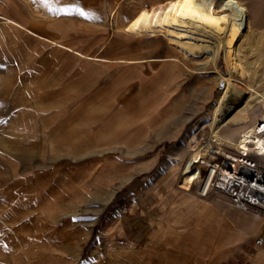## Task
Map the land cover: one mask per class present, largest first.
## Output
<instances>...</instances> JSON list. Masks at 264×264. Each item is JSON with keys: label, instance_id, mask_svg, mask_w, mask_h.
Segmentation results:
<instances>
[{"label": "rangeland", "instance_id": "obj_1", "mask_svg": "<svg viewBox=\"0 0 264 264\" xmlns=\"http://www.w3.org/2000/svg\"><path fill=\"white\" fill-rule=\"evenodd\" d=\"M163 1L0 0V130L19 136L0 133V264H264V216L182 181L193 170L183 140L225 83L206 55L134 34L140 14ZM240 1L264 18V0ZM4 16L31 35L11 33ZM38 35L85 55L147 61L77 58ZM218 64L226 73L224 52ZM3 139L28 141V152ZM222 161L206 153L199 172ZM101 166L118 178L82 202L74 179Z\"/></svg>", "mask_w": 264, "mask_h": 264}, {"label": "bare ground", "instance_id": "obj_2", "mask_svg": "<svg viewBox=\"0 0 264 264\" xmlns=\"http://www.w3.org/2000/svg\"><path fill=\"white\" fill-rule=\"evenodd\" d=\"M259 26L240 0L218 4L216 0H164L146 8L133 28L136 35L165 37L187 56L206 55L215 80L225 83L209 115L183 140L192 151L187 164L193 170L183 171L182 181L196 187L200 184L202 193L211 187L217 171V165L211 164L207 174L199 172L198 163L206 153L222 156L224 173L232 167L235 174L244 173L251 163L264 166V26ZM223 52L226 73L218 64ZM213 143L251 155V162L224 153Z\"/></svg>", "mask_w": 264, "mask_h": 264}, {"label": "crops", "instance_id": "obj_3", "mask_svg": "<svg viewBox=\"0 0 264 264\" xmlns=\"http://www.w3.org/2000/svg\"><path fill=\"white\" fill-rule=\"evenodd\" d=\"M249 9H250V17L252 20H254V22L256 23H260L263 24L264 18L260 17V14L258 12V10L253 9L250 5H249ZM263 18V19H262ZM4 19L6 20V24H8V28L11 31V33L13 34H18V33H25L28 35H31V30L29 29V27L21 22H19L18 20H16L13 17H6L4 16ZM2 29H4V26L2 27ZM40 38L41 40L49 43V44H53L56 45L57 47H59L62 51L64 52H72L74 54L75 57L77 58H88L91 60H97V61H114V62H129V63H135V62H140V61H147L144 59H140V60H126V59H109L106 57H102V56H98V55H85L67 45L64 44H60L57 41L44 37V36H35ZM166 61V60H165ZM168 65H172V64H168ZM191 91L193 92V89L191 87ZM6 95V94H5ZM6 97V96H4ZM1 134H4L5 136H9V137H14L17 136L19 137L16 132L10 130L7 127L1 128L0 130ZM105 133H107L109 135V133L107 132L106 129H103L102 134L104 135V137H106ZM102 135V136H103ZM21 138V137H20ZM2 147L5 149H8L10 151H23V152H28L29 149V142L28 141H24V140H18L15 143L9 142L6 143L5 140L3 139L2 141ZM54 151H58V148L54 147ZM128 156H130V153L127 152L126 153ZM101 172H100V171ZM98 171H95L94 169H89V173L83 177H79L76 179H74L75 183H78V185L81 187L80 192H78V195L81 196L82 198V202L85 201L86 198L89 197H96L99 195H103V194H107L110 193V190L107 191H102L101 186L106 183V182H110L115 178H118V174L120 172V170L118 169H108V171L106 170V168L104 166H101L100 169ZM141 170L137 171L140 172ZM136 173H131L125 177H119L121 179L122 183H125L127 181H129ZM27 189V188H25ZM114 195V194H113ZM113 195L108 196L107 197V203L109 202V200L113 197ZM25 199V198H24ZM107 230V229H106ZM109 231V230H108ZM108 233V232H107ZM158 244V243H157ZM258 256L263 257L264 258V248H261L258 251Z\"/></svg>", "mask_w": 264, "mask_h": 264}, {"label": "built area", "instance_id": "obj_4", "mask_svg": "<svg viewBox=\"0 0 264 264\" xmlns=\"http://www.w3.org/2000/svg\"><path fill=\"white\" fill-rule=\"evenodd\" d=\"M0 19H3L1 14ZM233 155L240 157L241 161H248L251 157V155ZM235 162L238 163L237 161ZM251 164L252 167L248 171L235 174L233 167L224 173L223 163H216L217 171L211 187L202 193L199 184L198 190L201 196H206L216 190L227 195L238 210L264 216V166L259 167L258 165L254 166V163ZM263 244V238L256 239V245L262 246Z\"/></svg>", "mask_w": 264, "mask_h": 264}]
</instances>
